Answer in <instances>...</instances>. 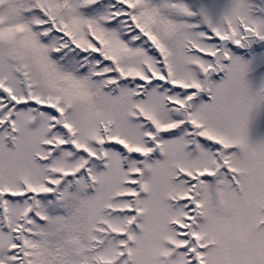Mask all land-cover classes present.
<instances>
[{
  "label": "snow or ice",
  "instance_id": "1",
  "mask_svg": "<svg viewBox=\"0 0 264 264\" xmlns=\"http://www.w3.org/2000/svg\"><path fill=\"white\" fill-rule=\"evenodd\" d=\"M0 264H264V0H0Z\"/></svg>",
  "mask_w": 264,
  "mask_h": 264
}]
</instances>
